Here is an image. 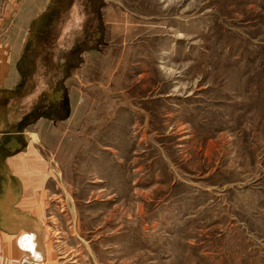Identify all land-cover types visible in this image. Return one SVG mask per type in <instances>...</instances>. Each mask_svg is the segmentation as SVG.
<instances>
[{
  "label": "rangeland",
  "instance_id": "rangeland-1",
  "mask_svg": "<svg viewBox=\"0 0 264 264\" xmlns=\"http://www.w3.org/2000/svg\"><path fill=\"white\" fill-rule=\"evenodd\" d=\"M26 40L44 85L84 50L77 111L0 162L47 264H264V0H0L11 60Z\"/></svg>",
  "mask_w": 264,
  "mask_h": 264
},
{
  "label": "crops",
  "instance_id": "crops-1",
  "mask_svg": "<svg viewBox=\"0 0 264 264\" xmlns=\"http://www.w3.org/2000/svg\"><path fill=\"white\" fill-rule=\"evenodd\" d=\"M35 42L26 40L13 60L10 50L5 49L9 45L0 44V162L17 156L24 148L22 137L30 124L45 125L63 109L66 115L62 119L77 111L78 106L72 108L74 92L68 89L65 80L75 76L84 50L74 51L73 57L62 63L63 73L44 85L42 75L48 74L47 79L53 75L37 69L40 62ZM39 120L43 121L39 123ZM24 175L9 166L0 167V264L48 263L45 231L32 201L38 199V194L34 182H29Z\"/></svg>",
  "mask_w": 264,
  "mask_h": 264
},
{
  "label": "bare ground",
  "instance_id": "bare-ground-1",
  "mask_svg": "<svg viewBox=\"0 0 264 264\" xmlns=\"http://www.w3.org/2000/svg\"><path fill=\"white\" fill-rule=\"evenodd\" d=\"M59 95V94H58ZM2 146V144L0 143V147Z\"/></svg>",
  "mask_w": 264,
  "mask_h": 264
}]
</instances>
